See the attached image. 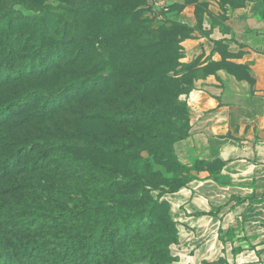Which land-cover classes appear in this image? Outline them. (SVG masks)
<instances>
[{
    "label": "rangeland",
    "instance_id": "rangeland-1",
    "mask_svg": "<svg viewBox=\"0 0 264 264\" xmlns=\"http://www.w3.org/2000/svg\"><path fill=\"white\" fill-rule=\"evenodd\" d=\"M143 1V5L148 7L149 0ZM164 1L167 11L157 8L158 15L156 17L152 16L150 6L147 9H144V6L141 10L136 9V13L139 22H143L144 26L154 32H160L158 34L167 33L168 40L171 36L178 38L180 35L186 36L187 34L206 36L208 28H204V22H207L212 28L219 26L223 31H226L225 20L229 11L247 5L251 0ZM259 1L264 7V0ZM103 3V5H99V10H95L93 15L88 17L83 16L77 19L75 15L66 16L58 7V10L53 12L54 16L49 20L38 15L35 16L36 20H30L28 15L32 14L20 5H12L11 0H0L1 10L11 6L19 17L25 18L23 22L20 20L21 18L12 20V35L8 42V46H13L12 53L4 50L3 45L0 44L2 58L0 63L3 66H10L13 73L30 63L33 67L32 72H25L22 79H10L8 82L0 83V105L18 100L27 91L40 90L45 93L44 95L41 93L35 95L33 101L12 114V119L0 122V255L5 242L50 240L51 237L45 236V233L35 234L31 230L24 232L20 220L41 221L47 219L50 212L61 211L65 208L73 210L80 203V194L88 187L101 194L125 195L131 189L118 182L121 179L120 175H127L129 170L141 171L143 169L145 172L147 168L154 167L162 175V180L151 178L147 181L158 185L163 184L159 189L169 192L188 182L195 176L197 170L204 167L196 163L177 165L173 158L172 147L164 143L174 139L175 134L179 132V127L187 123L189 125L187 95L166 101L167 106L156 109V113L163 111L167 117L165 126L160 130V135L165 134L164 140L155 142L153 146L156 153L162 152L168 156V161L165 163L160 159L161 156L153 154L149 156L144 152L141 154L143 162L137 160L121 165L116 157H111L112 154L106 152V147L101 145L100 137L106 138L107 136L119 141V134L123 131V127L112 122L110 118L104 119L95 114L102 109L104 113L112 116L124 112V105L121 103L133 94L130 89L117 90L116 87L121 80H117L116 74L109 83L110 97L102 98L98 95H89L84 98L76 92L73 95H67L66 91L63 96L58 98L60 107L37 115L36 110L40 104L49 98L46 93H58L65 85H67L66 89H70L69 85L74 78L82 77L81 79L86 80L93 78L95 72H91V70L94 64V50L91 49V39L94 34L98 33L103 36L106 34L105 31L102 32L104 34H101V31L99 32L95 26L118 28L125 25L122 19L112 16L110 13V8L114 4L118 7L120 2L107 0ZM44 4L55 7L59 3L56 0H44ZM140 4L141 0H132L131 6H140ZM186 8L191 10L197 21L192 28L177 22L170 16L171 12H180ZM63 20H66V29H75L77 35L76 37L67 35L63 46L56 47L52 43V33L44 30L43 26L46 28L51 22L57 23ZM129 27L132 28V25L130 24ZM174 30L179 33L174 34ZM111 36L119 37L120 34L115 33ZM1 39H3L2 34H0V42ZM98 39L100 38L98 37ZM82 42L84 44L80 46ZM145 44L148 46L151 43ZM213 47V50L221 55L222 60L208 63L202 68L197 67L201 63L200 56L192 59L189 63H183L184 52H182L183 58L179 60L181 64L189 65L193 61L195 64L188 73L189 81L193 82V86L195 80L203 78L208 72L216 74L219 70L225 71L235 78L246 77L247 71L244 67L235 66L224 60L232 58L224 44L214 43ZM136 49L138 54V47ZM79 53H81L80 56H78ZM53 58L61 59L59 68L44 71L43 69L49 66L48 62ZM180 102L185 103L186 111L181 110ZM132 109H134L133 106L126 111ZM130 142L132 143L129 145L130 148H135L138 145L135 139H130ZM24 147L29 149L24 150ZM129 147L126 148L129 149ZM85 157L92 160V169L88 170L82 167ZM11 158H13V163L9 162ZM108 163L113 165V170L106 171L103 168ZM139 175L144 179L145 176L142 172ZM156 193L157 191L153 192V195ZM164 215L163 208L155 210L151 222L152 231L154 230L151 232L153 235H159L157 231H164L165 235L169 234V227L162 225ZM6 231L15 237L5 236Z\"/></svg>",
    "mask_w": 264,
    "mask_h": 264
},
{
    "label": "trees",
    "instance_id": "trees-1",
    "mask_svg": "<svg viewBox=\"0 0 264 264\" xmlns=\"http://www.w3.org/2000/svg\"><path fill=\"white\" fill-rule=\"evenodd\" d=\"M56 1L59 4L55 7L45 5L44 0H11V4H18L32 14L28 15L30 20H36L35 16L37 15L49 20L54 16L53 12L58 10V7L62 9L64 15H75L78 19L93 15L95 10H99V5H103V2L107 0ZM118 2H120L118 7L114 4L110 8V13L112 16L122 19L125 25L118 27L119 29L95 26L99 32L101 31V34H104L102 33L104 31L106 34L103 36L97 33L93 36L94 40L91 39V49L94 50V64L91 70V72H95L93 78L91 80L81 79L82 77L74 78L69 85L70 89H66L67 85H65L58 93H46L49 98L40 104L36 113L38 115L60 107L58 98L63 96L66 91L67 95H73L76 92L84 98L89 95H98L102 98L110 97L109 83L116 74L117 80H121L116 87L117 90L130 89L133 94L127 97L124 102L122 101L124 112L112 116L104 113L102 109L95 114L104 119L110 118L112 122L123 127V131L119 134V141L107 136L106 138L100 137L101 145L106 147V152L112 154L111 157L115 156L121 165L137 160L143 162L141 154L144 152L149 156L151 154L161 156L160 159L165 163L168 161V156L162 152L156 153L153 146L155 142L164 140L165 134L160 135V130L165 126L167 117L163 111L156 113V109L164 108L167 106L166 101L189 95L193 90V82L189 81L188 73L195 65L194 61L189 65L179 62L183 58V49L179 46L181 40L193 36L190 34L180 35L178 38L171 36L167 40V33L158 34L160 32L156 31V33L144 26L143 22H139L136 9L141 10L143 6L144 9L148 8L143 5V0H141L140 6H131L132 0H122V2L118 0ZM55 16L57 17V13ZM259 17L264 20V7L259 12ZM16 18L21 17L13 11L11 6L0 9V34L3 35L0 44L10 54L13 47L8 46L12 35L11 22ZM24 19L20 20L23 22ZM129 23L132 28L129 27ZM48 25L46 28L43 26V29L52 33V43L56 47L63 46L67 35L75 37L77 35L75 29H66V20L57 23L51 22ZM222 32L225 31L222 30ZM110 33L120 34V36L112 37ZM176 33L179 32L174 30V34ZM96 40L99 41L95 42ZM148 42L151 44L147 46L145 43ZM214 43L222 44L223 41ZM83 44L82 42L80 46ZM48 65L43 69L46 72L59 68L61 59H50ZM245 69L246 77L238 78H245L251 84L249 70ZM32 70L33 67L30 63L13 73L10 66H3L0 63V83L8 82L10 79H22L25 72H32ZM209 74L214 73L208 72L205 76ZM39 93L45 94L40 90H31L25 92L18 100L1 104L0 122L12 119L13 113L28 105ZM180 105L182 106L181 110L186 111L185 103L180 102ZM132 106L134 109L126 111ZM178 129L179 132L175 134L174 139L164 143L172 147L173 158L176 164L180 165L173 153V144L187 137L189 125L187 123ZM130 139L137 141L138 145L135 148L129 147L130 144L132 145ZM26 149L29 148L24 147V150ZM12 160L13 158L9 159V162L13 163ZM195 163L203 166L209 165L214 170L219 169L222 165L220 161L213 163L196 161ZM82 167L88 170L92 169V160L85 157ZM103 168L106 171L114 169L111 163ZM138 172L144 174V179L140 178ZM120 177L118 182L131 189L128 194H101L88 187L80 194V203L73 210L65 208L61 211L50 212L47 219L41 221L21 219V228L24 232L31 230L35 234L45 233V236H49L51 239L5 242L0 255V264H171L173 258L170 255V247L177 242L176 226L168 215V203L162 201L161 198L164 194L173 193L183 187L190 180L165 192L159 189L163 184L158 185L147 181L151 178L162 180V175L154 167L147 168L145 172L143 169L141 171L129 170L127 175H120ZM156 191V195H153V192ZM158 208L165 210L162 225L169 227L168 235H165L164 231H157L159 235L151 233L154 231H152L151 225L152 218ZM5 236L13 235L6 231ZM203 264H224V262L219 260L217 263Z\"/></svg>",
    "mask_w": 264,
    "mask_h": 264
},
{
    "label": "crops",
    "instance_id": "crops-1",
    "mask_svg": "<svg viewBox=\"0 0 264 264\" xmlns=\"http://www.w3.org/2000/svg\"><path fill=\"white\" fill-rule=\"evenodd\" d=\"M263 4L251 0L229 11L222 32L204 22L208 35L181 42L189 63L197 67L222 60L214 42L222 40L232 58L249 70L245 78L219 70L195 80L186 96L190 122L187 137L173 144L180 163H222L197 170L186 185L161 200L176 226L171 264H264V20ZM169 12L189 28L197 21L190 9ZM177 14V15H176ZM214 51V52H213Z\"/></svg>",
    "mask_w": 264,
    "mask_h": 264
},
{
    "label": "built area",
    "instance_id": "built-area-1",
    "mask_svg": "<svg viewBox=\"0 0 264 264\" xmlns=\"http://www.w3.org/2000/svg\"><path fill=\"white\" fill-rule=\"evenodd\" d=\"M164 3H165L164 0H149L147 5L148 7L150 6L152 8L151 14L153 17H156L158 15L157 8H160L163 11H167Z\"/></svg>",
    "mask_w": 264,
    "mask_h": 264
}]
</instances>
